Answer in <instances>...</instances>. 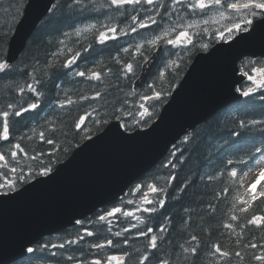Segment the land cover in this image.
I'll list each match as a JSON object with an SVG mask.
<instances>
[{
  "label": "trees",
  "instance_id": "trees-1",
  "mask_svg": "<svg viewBox=\"0 0 264 264\" xmlns=\"http://www.w3.org/2000/svg\"><path fill=\"white\" fill-rule=\"evenodd\" d=\"M26 2L27 0H0V57H6L9 40ZM85 2L88 7L81 11L73 5V0H59L39 25L20 59L11 65L12 71L0 76V121L3 120L4 110L10 113L9 140L0 139V154L5 155V160L0 161V192H11L23 187L42 175L44 166L53 170L57 163L70 156L76 146L88 136L99 132L113 119L123 121L129 131L148 127L157 118L165 98L168 99L187 69L186 62L168 69L161 77L158 91L155 78L143 94H136L133 91L134 79H124L122 75L118 78L121 66L114 58L131 62V58L136 55L133 44L150 39L154 36L153 31L138 30L140 34L136 35L135 40L121 35L120 39L110 40L106 45L97 43L96 31L84 36L73 32L83 24L104 20L112 22L119 29L132 24L133 15L142 17L146 14L145 10L137 12L131 7L110 9L109 0ZM186 12L189 13L190 9L180 11L182 15ZM157 19L160 20L159 17ZM164 22L165 19L162 23ZM65 33L70 35L65 36ZM61 41L64 43H60ZM85 45H89L91 51L82 54L77 62L78 67H73L79 71L101 72L102 84L73 77L71 71L60 67L65 57L71 55L69 49L75 52ZM124 47L129 48L128 53L122 51ZM260 66H264L263 60L260 61ZM139 68L140 66L135 69L136 76ZM33 75L39 80L37 87L43 93L42 103L35 112L13 117L12 109H8L7 105L12 103L16 107L33 98L27 92L21 97L18 92V88L26 83H34ZM94 84L98 85L95 90L103 94L101 98L96 101L80 99L84 95H95ZM161 91L162 97L144 103L150 114L141 116L143 109L139 106L144 97L154 98L155 93ZM66 98L75 103L66 104L63 110L58 109V104L66 101ZM80 118H83V123L80 128L73 130L74 122ZM253 120L264 121L263 89H257L252 95L244 97L239 105L219 112L180 140L157 168L140 179L116 203L65 232L43 239L33 248L36 250L34 253H29L25 259L15 264H74L67 260L69 255L76 257L77 262L85 257L90 260L94 256L89 255L88 243L81 242L80 245L67 246L65 249H52L51 245L76 239L78 233L86 236L85 228L95 233L91 238L86 237L88 242H104L107 238H113L108 232L109 227L113 232L121 231L124 227L131 229L124 234L130 237L127 247L118 244L114 248L106 247L100 253L122 256L125 264H139L145 254L150 256V264H159L161 258L167 260L168 264H261L254 259V253L264 254V248L252 249L250 245H264V228L251 225L248 220L253 216H264V197L257 196L252 201L251 193H248L241 181L242 175L257 162L251 154V145L259 144L264 139V126L259 123L253 125ZM240 122L248 127L240 128ZM41 132L45 134L44 140L40 137ZM236 132L240 135H235ZM48 138L54 140L53 145L46 142ZM186 138L190 139L184 143ZM16 144H20L24 151L16 149ZM10 151H16L17 156L11 157ZM173 152L176 153L175 157L172 156ZM34 156L36 159L32 158ZM176 159L183 163L172 168ZM228 160H232L233 164L228 165ZM12 167L17 168L15 173L10 171ZM229 169L236 171L237 176L232 177ZM170 172L176 175V179L168 186ZM188 181H191L188 188L181 191L183 184ZM5 183H12L14 186L9 190ZM137 185H140V192L134 190ZM150 186L165 188L167 203L162 210L144 213V207L151 208L154 205L144 204L141 192L148 199L158 195L151 192ZM257 190H264V180ZM129 200L132 201L131 204L128 203ZM244 201L248 203L245 204ZM116 208L121 209V212L116 213ZM129 211L134 212L135 216L123 215ZM109 213L112 215H108ZM99 215H105L106 220H99ZM233 216L237 219L232 220ZM133 224L136 225L135 228L132 227ZM226 224H231L232 227L227 228ZM147 226L165 228L164 234L158 237L159 252L155 256L147 248V237L135 236V233ZM193 235L198 242L191 240ZM193 244L199 249L198 257H192L183 251ZM214 244L220 245L230 256L225 258L216 255L212 248ZM44 245L49 247L44 248ZM53 251H57L58 255L52 256ZM237 251L241 253L239 257L234 254ZM145 264L149 262L146 261Z\"/></svg>",
  "mask_w": 264,
  "mask_h": 264
},
{
  "label": "water",
  "instance_id": "water-1",
  "mask_svg": "<svg viewBox=\"0 0 264 264\" xmlns=\"http://www.w3.org/2000/svg\"><path fill=\"white\" fill-rule=\"evenodd\" d=\"M57 1L28 0L9 42L10 64L19 60ZM162 48L144 65L137 90L151 76ZM247 57L264 58V21L257 20L234 39L197 54L171 102L150 128L129 134L114 122L103 134L77 148L48 177L15 193L0 194V264H13L43 238L116 202L154 169L180 138L239 100L235 89L245 79L239 75V63Z\"/></svg>",
  "mask_w": 264,
  "mask_h": 264
},
{
  "label": "snow or ice",
  "instance_id": "snow-or-ice-1",
  "mask_svg": "<svg viewBox=\"0 0 264 264\" xmlns=\"http://www.w3.org/2000/svg\"><path fill=\"white\" fill-rule=\"evenodd\" d=\"M73 5L75 7H79L81 11H84L87 9L88 4L85 2V0H73ZM151 6V7H149ZM211 6H221V0H211ZM227 7L239 12L241 9L248 10V16L251 18H248V16L245 17L243 24L237 23L235 24L232 28L228 29L229 34H234L235 32L239 31L240 33L246 32L249 30V27L252 25L254 19H260L261 21H264V2H255V0H248V2L245 3H231L229 5H226ZM126 7H131L134 11L139 12L140 10H145L146 15L145 17H139L138 15H133L131 17L132 24L129 25L128 29H119L116 26H111V25H103L102 28L103 30H97V43L100 45H106V43L110 40L114 39H120L121 35L123 36H130L133 40H135L136 35H139L140 33L138 30H143V29H150L153 32H156L160 29L161 24L164 20V16L162 15V7L159 3V0H109V8H115V9H124ZM210 7V3L206 2V0H192L191 3L186 2V0H172L171 7L170 9L165 8L163 9V12L167 14L169 19H171L172 15H179L181 10H191V12L196 13L198 10H205ZM157 17L160 18V20L157 19ZM151 26H155L154 28ZM96 25L95 24H90L83 29H78L76 31V35H80V32H88L91 29H95ZM70 34L65 33V36H68ZM170 36L169 32H163L159 35H156L152 39H145L141 43H134L133 47L135 50V56L131 58V62L126 61V60H121L119 57H115L117 64H119L120 70L118 73V78L122 75L124 79L132 80L135 79L136 77V71L135 69L142 64H147L149 62V59L151 58L153 51L156 49V46L158 42L160 41H166L167 45L171 46H181L184 41H187V43L191 44V38L189 36V33L186 31H179L178 34L175 36V38H168ZM226 38V37H225ZM244 37L241 36V39ZM60 43H64V41H61ZM207 47V45H205ZM91 51V47L89 45H85L83 49L76 50L75 52H72L71 49H69V52H71L70 56H66L63 62L61 63L60 67L64 69H68L71 71V74L73 77H80V78H85L88 81H95V82H100L101 84L103 83L102 79V73L99 71H94V70H88L86 71H79L76 70L73 66L78 67V60L82 54L88 53ZM124 53L129 52L128 47H124L122 49ZM175 55L179 56V53H174ZM137 57H139L137 59ZM12 71V66L8 62V60L4 57H0V76H3L7 74L8 72ZM111 71V70H109ZM261 74V79L255 80L252 77H249L250 79H253V84L255 85L256 88H262L264 87V70H260ZM34 83H26L25 86L19 87L18 92L21 97L24 96L25 92L29 93L32 95V99L26 100L24 103L19 104L18 106L14 107L12 103H9L7 105L8 109H12L11 115L13 117H22L25 114L35 112L37 109H39L40 104L42 103V96L43 93L39 90L37 85L39 84V80L36 79L35 75L32 77ZM94 90L98 88V85H93ZM255 89L250 88L248 91H245L242 93L244 97H248L254 93ZM103 94L99 90H95V95L89 97L87 95L82 96L80 99L84 101L92 100L96 101L101 98ZM131 95V93H129ZM156 97L159 98L161 93L156 92L155 93ZM149 97H144V99H148ZM75 103L73 100L70 98H66V101H61L58 104V109L63 110L66 108L67 105H72ZM141 109H143L142 112H140L141 116H144L145 114H150L149 113V108L145 107L143 103L140 104L139 106ZM93 111H96L95 108H93ZM9 111L4 110L2 115H3V120L0 121L2 123V131H0V139L3 141H8L9 140V135H10V126L8 122V117H9ZM90 115V114H89ZM52 123V122H49ZM83 123V118H80L78 121L74 122L73 125V130L80 128L81 124ZM253 125L256 124H261L264 126V121H256L253 120ZM240 128H247L248 125H246L243 122H240L238 125ZM235 135L239 136L240 133L236 132ZM40 137L42 140L45 139V134L44 132L40 133ZM188 139L186 138L183 142L187 143ZM46 142L49 145L54 144V140L52 138H48ZM16 149H19L21 152L24 151L23 148H21L20 144L15 145ZM251 154L253 155L254 159L256 161H260L262 158H264V139L260 141L259 144H252L251 145ZM176 153L173 152L172 156L175 157ZM10 156L15 158L17 156L16 151H10ZM33 159H36V157H32ZM5 160V155L0 154V161ZM183 163L182 160L176 159L175 163L171 165L172 168H177L179 165ZM228 165L233 164L232 160L227 161ZM12 173H15L17 171L16 167H12L10 169ZM52 169L48 168L47 166H44L42 175H48ZM231 176L236 177L237 172L229 169ZM22 174V173H21ZM176 175L172 174L171 172L169 173V181H168V186H170L171 182L175 181ZM264 180V170L260 172L259 178L251 184L249 188V192L251 193V200L255 201L257 199V196L264 197V190H261L258 192L257 187L261 183V181ZM189 183L191 181H188L183 184V187L181 188V191L184 189H187L189 186ZM5 186L11 190V188L14 186L12 183H5ZM151 192L152 193H158V195H155L152 197V199H148L147 196L141 192V195L144 196L143 203L146 205H154L153 207H144L143 212L144 213H155L158 210H162L165 207V204L167 203V191L165 188H159L155 186H150ZM136 192H140V185H137L134 189ZM129 204L132 203L131 200L128 201ZM243 203L247 204L248 201H244ZM245 211L247 209H244ZM116 213H120L121 209L116 208L114 209ZM108 215H112V213H109ZM123 215L128 216V217H133L135 216L134 212H125ZM99 220L104 221L106 220L105 215H99ZM237 218L235 216L232 217V220H236ZM76 224H81V221L77 220L75 222ZM143 223V221H141ZM248 223L251 225L256 226L257 228H264V216H253L248 220ZM133 228L136 227V225H132ZM225 227L231 228V224H226ZM131 229L128 227H124L121 231H115L113 232L112 228H108V232L112 234L113 238H107L104 240V242H88L86 240V237L91 238L95 235V233L88 229L85 228L84 232L86 233L85 235H80L78 233L76 239H67L63 243L59 244H52L51 248L52 249H65L67 246L71 245H80L81 242L88 243V248L90 250L89 255L94 256L92 259H87L86 257L80 261L77 262V258L69 255L67 257L68 261H73L74 264H125V259L122 256L119 255H101V250H104L106 247L107 248H114L118 244L123 245L124 247H127L129 243L130 237L124 236L125 233H129ZM165 228L164 227H151L147 226L143 230L138 231L135 233L136 237H147V248L151 250V255H157L159 252V244H158V237L164 234ZM155 233V234H153ZM123 237V239H121ZM115 239V243H114ZM191 240L193 242H198L197 237L193 235L191 237ZM48 245H44V248H48ZM250 247L252 249H258V248H264V245H257V244H251ZM214 253L218 255L219 257H229L230 253L228 251L222 250L221 246L218 244H214L212 246ZM36 250L29 247L27 248L28 253H34ZM184 253L187 255H190L192 257H198L199 255V249L196 246V244H193V246L189 248H184L183 249ZM235 256L239 257L241 253L239 251L234 253ZM52 256H57L58 252L53 251L51 252ZM254 259L256 261L261 262V264H264V254H255L254 253ZM149 262L150 264V256L149 254L143 255L142 259L139 261V264H145V262ZM159 264H168L167 260L165 259H159Z\"/></svg>",
  "mask_w": 264,
  "mask_h": 264
},
{
  "label": "flooded vegetation",
  "instance_id": "flooded-vegetation-1",
  "mask_svg": "<svg viewBox=\"0 0 264 264\" xmlns=\"http://www.w3.org/2000/svg\"><path fill=\"white\" fill-rule=\"evenodd\" d=\"M192 2V0H190ZM233 2V0H231V3ZM235 3H245V0H235ZM223 6L228 5V3L226 2V0L222 1ZM245 16H248V10H244L241 9L237 15H235L232 19V24L235 25L237 23L243 24V18ZM177 16L174 14L173 15V19H175ZM248 18H251L250 16H248ZM257 19H254L253 21H255ZM222 28H215L214 30L209 31L206 36L208 39H230L228 36H230L231 34H226V38L224 37V35H222Z\"/></svg>",
  "mask_w": 264,
  "mask_h": 264
},
{
  "label": "rangeland",
  "instance_id": "rangeland-1",
  "mask_svg": "<svg viewBox=\"0 0 264 264\" xmlns=\"http://www.w3.org/2000/svg\"><path fill=\"white\" fill-rule=\"evenodd\" d=\"M46 19V18H45ZM44 19V20H45ZM197 43H193L191 47L195 46L197 48H208L211 44L212 41H206L203 39H199ZM184 44H189L187 41L183 42ZM207 45V47H205ZM264 170V158H262L256 165V168L252 170L250 173H248L244 178H243V184L246 187L247 190H249L250 186L252 183H254L260 176V172Z\"/></svg>",
  "mask_w": 264,
  "mask_h": 264
},
{
  "label": "bare ground",
  "instance_id": "bare-ground-1",
  "mask_svg": "<svg viewBox=\"0 0 264 264\" xmlns=\"http://www.w3.org/2000/svg\"><path fill=\"white\" fill-rule=\"evenodd\" d=\"M58 2H59V1H58ZM58 2H56V4H57Z\"/></svg>",
  "mask_w": 264,
  "mask_h": 264
}]
</instances>
